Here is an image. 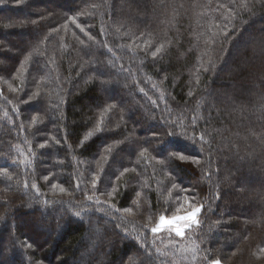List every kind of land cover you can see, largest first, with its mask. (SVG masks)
Segmentation results:
<instances>
[{
  "label": "trees",
  "instance_id": "16d2710c",
  "mask_svg": "<svg viewBox=\"0 0 264 264\" xmlns=\"http://www.w3.org/2000/svg\"><path fill=\"white\" fill-rule=\"evenodd\" d=\"M229 9L236 15L224 35ZM210 38L215 42L206 43ZM148 40L147 53L127 47ZM161 42L167 47L153 59ZM102 116L104 130L95 132ZM185 129L205 133L208 143L201 148L167 135ZM144 148L147 160L139 156ZM178 150L200 164L169 159ZM94 175L101 176L95 189ZM113 184L118 192L109 201L101 193ZM185 195L204 204L201 226L183 240L154 237L144 227L149 212L153 225L162 211L187 215ZM127 207L134 214L123 213ZM193 240L200 247L195 262L180 251ZM261 248L264 6L258 0H0V264H208L205 255L221 264H264Z\"/></svg>",
  "mask_w": 264,
  "mask_h": 264
},
{
  "label": "snow or ice",
  "instance_id": "6c2138e0",
  "mask_svg": "<svg viewBox=\"0 0 264 264\" xmlns=\"http://www.w3.org/2000/svg\"><path fill=\"white\" fill-rule=\"evenodd\" d=\"M19 3H22L23 0H18ZM259 3H261L262 6H264V0H258ZM219 8H223L225 7L224 5H219L218 6ZM241 7L244 8L245 11H249L251 12L252 9L248 7L247 3H244L241 5ZM254 7V5H253ZM229 11V15L228 16H225L223 18V21L222 23L225 24V29L223 30V34L224 35H227V30H226V25L228 23L231 22V19L236 15V13H233L231 11V9L228 10ZM91 14V13H89ZM71 20V23L74 24L76 26V28L80 29V31L82 33H84L85 36L88 37L89 40H93L94 37H92L86 30L84 27H82L78 22H77V19L75 17H71L70 18ZM33 23H35V21H33ZM66 27V26H65ZM213 25H209V28H212ZM215 27L219 28L220 27V24H216ZM117 31H119V29H117ZM218 33L216 32H212L211 33V37L214 38L215 36H217ZM214 39H209L208 41H206V43H214ZM81 44H84V41L81 40L80 41ZM168 43H171L170 41ZM105 47H107V45H105ZM127 47H129L134 53L137 51V49H139L140 51H144L147 53L148 49L152 47V44H151V40H148V41H145L143 45H137L136 48H133L132 45H127ZM167 47V44L164 43V42H161L159 43L155 49L153 51L150 52V55L153 59H156L158 56L162 55V53L165 51ZM109 51H111V49H109ZM209 63H211V67L214 69L215 68V64L211 62V60H209ZM201 68H203V71L207 72L209 71V68L208 67H204L203 64H201ZM199 71V69L197 70ZM199 78H197L196 80V84L198 85L199 84ZM9 89L11 91H16L15 88H12L11 85H9ZM141 91H143V89H141ZM40 95L39 92H36L34 93L30 99H36L38 96ZM189 95H193V92L190 91L189 92ZM24 103H28V101H24ZM153 103H155V101H153ZM111 108V106H110ZM109 109H105V112L109 111ZM33 124L36 123V119L33 118V121H32ZM195 123H196V118L194 117L192 119V127L194 128L195 126ZM181 127H183L182 123L180 125ZM104 130V118L103 116L100 118V120L98 121V124H97V127L95 129V132H100V131H103ZM94 133H89L88 135L91 136L93 135ZM155 135V134H154ZM168 136L170 137H174V136H177L179 135L182 139H185L187 140L189 143L191 144H197L199 143L201 145V148L203 147V145L205 143H208L207 139H206V135L205 133L201 132L199 135H196L195 133L193 134H189L188 133V130L185 129L184 132L178 134L176 133L175 131H170L167 133ZM57 143H59V141H57ZM47 145L46 144H41L40 147L41 148H44L46 147ZM112 147H108L105 149L106 152L108 153H111L112 152ZM139 156L141 158H144L145 160H147L150 156V154L148 153V149L147 148H144L142 151H140L139 153ZM171 158H176L178 159L179 161H182V162H188V161H191L192 163L194 164H200V160L198 158H195L193 156H190V155H187V154H182V150H178V151H172L169 155V159ZM103 159V157H102ZM152 159H155L154 157H152ZM159 163L163 164L164 161L161 160L159 161ZM102 171V169H101ZM135 172V168L129 170V169H124L123 172L120 173V177L124 176L125 173L127 172ZM3 175L7 176L8 173H7V170L5 169L4 172H3ZM120 177H117V180H119ZM9 179H11V177L9 176ZM45 180L48 179V177H44ZM225 179L227 180L228 177H225ZM101 180V176L100 175H94L93 178H92V187L93 189L96 188L97 186V183ZM25 187H28L27 184L24 185ZM79 185H77L78 187ZM33 188L36 187L35 184L32 185ZM177 187L176 183H173L172 186H171V189H168L169 193L171 192L172 189H175ZM52 188L55 190V189H59V192L60 193H65L67 190L62 187V186H59L57 184H53L52 185ZM182 191H184L185 193H187L189 190L188 189H182ZM118 192V187L116 185H111V190L110 191H107L106 193H101V195H107L109 197V201L111 200V198L114 197V195ZM140 197H141V193H137V200H134L133 201V204L136 206L137 210H139L140 208ZM88 199H92L91 197H88ZM109 201H104L103 203H109ZM184 202L187 203L189 205V208H190V211L188 212L187 215H171V216H166L163 211L158 215V218L156 219V222L154 223V225L152 224V220H153V216L151 214V212H149V215L147 217L148 219V223L144 225V227H150V231L151 233L153 234L154 237H156L158 234L160 233H167V235L169 237H171L173 234L175 235V237H180L182 240L186 237V232L189 231V230H192V229H198L200 226H201V223L202 221L199 219V216L202 212V210L204 209V204L203 203H200L198 202L197 200V195H192L191 197L185 195L184 197ZM95 203L97 204H100L102 203L99 199H97L95 201ZM109 206L113 209H115L117 212L121 211L120 209H116L115 208V205L114 204H110L109 203ZM123 213L125 214H129V215H132L134 214L133 212V207H127V208H124L123 209ZM75 215L79 216L80 215V212H76ZM28 247H31V245H28ZM157 251L159 252L160 250L157 249ZM180 251L182 252H188L191 254V260L193 262H195L198 257H197V253L200 251V247L199 245L193 240L191 241V246L188 247V248H181ZM207 251V250H205ZM260 253L264 254V248H261L260 249ZM203 260L207 261L208 264H221V260L219 258H216V259H212V260H209L208 256L205 255L203 256L202 258Z\"/></svg>",
  "mask_w": 264,
  "mask_h": 264
}]
</instances>
